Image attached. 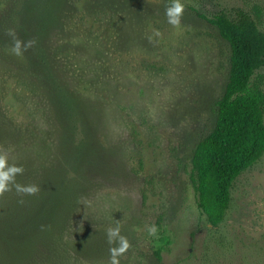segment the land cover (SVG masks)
I'll use <instances>...</instances> for the list:
<instances>
[{
    "label": "rangeland",
    "instance_id": "obj_1",
    "mask_svg": "<svg viewBox=\"0 0 264 264\" xmlns=\"http://www.w3.org/2000/svg\"><path fill=\"white\" fill-rule=\"evenodd\" d=\"M171 2L0 0V171L22 169L0 193V264H111L121 237L118 264H264V153L220 224L196 205L230 49L190 10L241 7L264 31V0H180L178 27ZM251 81L264 92V67Z\"/></svg>",
    "mask_w": 264,
    "mask_h": 264
},
{
    "label": "trees",
    "instance_id": "obj_2",
    "mask_svg": "<svg viewBox=\"0 0 264 264\" xmlns=\"http://www.w3.org/2000/svg\"><path fill=\"white\" fill-rule=\"evenodd\" d=\"M190 10L212 25L230 49L214 125L191 158L196 205L207 222L217 226L229 206L233 181L264 153V92L251 81L264 67V31L241 7L211 17Z\"/></svg>",
    "mask_w": 264,
    "mask_h": 264
},
{
    "label": "clouds",
    "instance_id": "obj_3",
    "mask_svg": "<svg viewBox=\"0 0 264 264\" xmlns=\"http://www.w3.org/2000/svg\"><path fill=\"white\" fill-rule=\"evenodd\" d=\"M184 10V5L180 2V0H172L171 4L165 9V17L167 19V23L172 25L173 27H178L180 25V19L182 16ZM9 35L13 36L14 43L10 49L11 54L15 56H21L22 55V49H21V42L17 39H15L14 33L9 30ZM32 42L29 41L25 43L24 48L26 49L28 46H30ZM5 165V159L4 157H0V169H3ZM22 169L17 167H10L7 171H0V193L8 190V182H10L11 177L9 173L12 172H20ZM24 192H26L29 195H32L38 191V188L36 186H30L25 189H23ZM147 232L149 235L154 236L156 235L157 228L155 225H150L147 227ZM119 232V228H110L107 230V236L109 239V243H111V238L116 236ZM122 245L119 248L112 249L110 248L109 251L111 253L110 259L111 264H118L117 256L120 253H123L128 248V243L124 238L121 237Z\"/></svg>",
    "mask_w": 264,
    "mask_h": 264
}]
</instances>
